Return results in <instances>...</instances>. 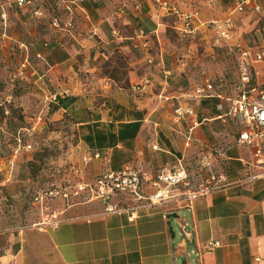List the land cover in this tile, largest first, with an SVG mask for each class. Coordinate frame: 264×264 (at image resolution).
<instances>
[{
    "label": "crops",
    "instance_id": "1",
    "mask_svg": "<svg viewBox=\"0 0 264 264\" xmlns=\"http://www.w3.org/2000/svg\"><path fill=\"white\" fill-rule=\"evenodd\" d=\"M256 3L264 9V0ZM234 4L222 0L200 12L202 24L231 16L228 45H215L204 25L186 35L200 34L211 47L264 48V36L257 35L264 31V12L251 7L233 12ZM11 18L10 34L24 47L27 64L29 58L34 61L32 71L44 81L45 96L59 94L51 101L52 116L65 114L76 127L83 172L96 177L129 167L145 178L142 192L150 194L163 167L178 160L185 166L197 154L203 165L217 166L226 181L190 205L171 201L138 209L134 220L125 209L107 214L77 209L56 225L10 230L8 244L0 238V264H264V179H249L261 167L255 165L254 148L237 141L239 126L228 114L234 90L227 96L214 88L215 95L194 93L195 102L188 101L182 91L188 83L195 92L210 82L207 55L193 54L191 42L186 56L199 67H167L178 50L165 34L167 23L154 0H30L21 5L13 0ZM139 31L150 52L140 46ZM255 68L253 83L264 88V61ZM177 107L192 114L177 117ZM220 123H231L233 134ZM208 241L219 245L203 249Z\"/></svg>",
    "mask_w": 264,
    "mask_h": 264
},
{
    "label": "rangeland",
    "instance_id": "2",
    "mask_svg": "<svg viewBox=\"0 0 264 264\" xmlns=\"http://www.w3.org/2000/svg\"><path fill=\"white\" fill-rule=\"evenodd\" d=\"M175 1L185 11L197 9L204 13L210 9L207 0ZM220 2L222 0L217 5ZM0 5H3L1 12L5 14L3 19L0 18V165L4 168L0 172V230H4L0 238L5 245L8 244L10 230L33 224L50 226L69 218L77 209L97 214L103 211L104 205L89 190H84L79 198L72 197L69 201L55 194L60 189L73 190L77 181L92 186L97 176L88 175L87 169L85 172L82 170L78 161L79 137L70 118L65 114L60 118L52 116L51 101L44 93L47 91L45 83L37 79L38 72L32 71L34 61L29 58L30 65L22 67L24 47H20L10 34L13 0H0ZM164 21L167 23L165 34L176 43L178 50L173 55V61L167 62V67L174 69L181 64L199 67L186 56L192 42L193 54L205 52L207 55V78L214 88L227 96L231 95L236 81V46L244 45L206 46L200 34H179L171 28L172 18L164 17ZM18 30L22 31V28L17 26ZM261 34L264 36V31H257V35ZM119 65L124 67L122 61ZM182 91L188 93L186 98L189 102H195L193 85L188 83ZM220 124L221 128L233 134L231 123L225 126ZM226 142L225 139L223 144ZM185 164L190 189H196L208 176L218 173L217 166L213 163L203 165L205 163L201 162L197 154H193ZM73 167H79L81 172L76 175ZM37 192H53L55 195L35 200ZM110 202L118 207H126L133 204L134 200L116 193Z\"/></svg>",
    "mask_w": 264,
    "mask_h": 264
},
{
    "label": "built area",
    "instance_id": "3",
    "mask_svg": "<svg viewBox=\"0 0 264 264\" xmlns=\"http://www.w3.org/2000/svg\"><path fill=\"white\" fill-rule=\"evenodd\" d=\"M154 1L162 16L172 18V25L177 33L183 35L193 34L200 25H204L207 29L212 30L215 45L218 46L222 42L228 45L233 28L231 16L223 19H212L206 24H202L200 22V12L197 9L185 11L174 0ZM218 1L207 0V3L215 7ZM17 3L19 5L30 3V0H17ZM247 7H251L256 12H264V9L256 3V0H235L233 12H243ZM1 10L3 11V5H0V18L3 19L5 14ZM53 24L58 26V20L55 19ZM144 36L145 33L139 31L137 38L142 39L140 46L150 52L151 45L148 39L143 38ZM235 57L237 81L233 87L234 97L230 100L228 114L236 120L239 126L238 143L254 148L255 165L261 167L260 172L252 175L249 179H264V88L256 87L253 83L258 73L255 68L256 64L264 61V48L255 50L236 46ZM152 61L151 57L147 58L148 63H152ZM26 64L27 60H24L22 67H26ZM146 82L144 81V83ZM138 88L136 87V89ZM63 93L65 94L66 91ZM195 94L198 97L215 95L214 87L207 81L203 86L195 89ZM58 96L57 93L50 95L49 101L57 100ZM174 112L177 117L183 113L192 114L189 108L182 107H177ZM154 148L156 149V146ZM94 157L98 158L100 155L94 154ZM88 159L87 156L83 157L82 162L85 164ZM73 170L76 175L81 172L79 167H73ZM144 181L145 178L140 172L127 167L119 172L108 171L98 175L92 186L84 181H77L73 190L60 189L55 194H59L63 200L69 201L72 197L79 198L84 190H89L104 205V214L119 213L125 209L129 212V220H134L138 209L147 208L152 204H164L172 201L178 205H190L198 197L205 196L213 190L223 187L226 178L222 174H211L203 184H200L196 189H190L185 166L178 160L174 165L163 167L159 171L157 177L152 180V186L154 187L152 193L144 194L142 192ZM241 182L242 180L237 181V183ZM116 193L134 200V203L126 207H118L110 202ZM55 194L53 192H49V194L47 192H37L34 199L42 200L43 196ZM59 221L54 222L53 225H56ZM218 245L219 242L217 241H208L204 244L203 249L209 250Z\"/></svg>",
    "mask_w": 264,
    "mask_h": 264
},
{
    "label": "water",
    "instance_id": "4",
    "mask_svg": "<svg viewBox=\"0 0 264 264\" xmlns=\"http://www.w3.org/2000/svg\"><path fill=\"white\" fill-rule=\"evenodd\" d=\"M173 216H174V214H170L168 216V218L173 217ZM169 232L171 233L172 236H174V232H173L172 227L170 226V224H169ZM181 264H185V261H182Z\"/></svg>",
    "mask_w": 264,
    "mask_h": 264
}]
</instances>
